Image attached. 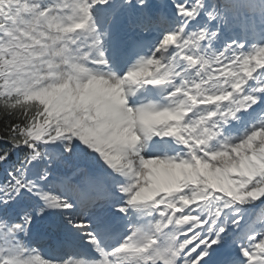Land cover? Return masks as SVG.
<instances>
[{
	"label": "snow or ice",
	"instance_id": "obj_1",
	"mask_svg": "<svg viewBox=\"0 0 264 264\" xmlns=\"http://www.w3.org/2000/svg\"><path fill=\"white\" fill-rule=\"evenodd\" d=\"M0 264H264V0H0Z\"/></svg>",
	"mask_w": 264,
	"mask_h": 264
}]
</instances>
